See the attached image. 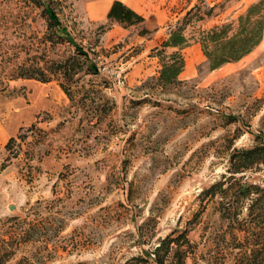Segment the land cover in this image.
Instances as JSON below:
<instances>
[{
    "label": "rangeland",
    "instance_id": "obj_1",
    "mask_svg": "<svg viewBox=\"0 0 264 264\" xmlns=\"http://www.w3.org/2000/svg\"><path fill=\"white\" fill-rule=\"evenodd\" d=\"M102 1L51 0L53 26L48 0H0V264H129L183 230L186 264H236L244 233L199 194L228 175L233 149L264 133V31L211 71L192 40L180 83L167 86L155 49L192 7L185 34L195 38L236 29L264 0H131L144 21L101 32ZM74 57L83 70L63 79L55 64ZM90 62L97 73L85 72ZM241 175L264 187V164Z\"/></svg>",
    "mask_w": 264,
    "mask_h": 264
},
{
    "label": "trees",
    "instance_id": "obj_2",
    "mask_svg": "<svg viewBox=\"0 0 264 264\" xmlns=\"http://www.w3.org/2000/svg\"><path fill=\"white\" fill-rule=\"evenodd\" d=\"M29 1L40 4V0ZM263 5V1L250 5L245 13L239 15L236 29H232L231 23L215 25L208 29H199L195 38L193 35L185 34V26L197 16L196 9L190 8L181 24L171 29L167 38L161 42L160 48L155 49L160 63L157 83L160 86L180 83L178 77L185 67L182 50L189 46L192 40L200 44L210 71L226 63L238 61L249 54L263 39ZM43 10L51 25H60L59 18L51 6V0H48ZM105 19L106 25L99 26L101 32L109 29L113 23L122 26L139 24L144 21V16L122 1L113 0ZM61 30L67 35V41L75 47L77 53L88 58L87 52L73 40L67 29ZM167 49L171 51L167 52ZM84 64L74 57L56 63L54 71L61 74L63 79L70 77L68 78L70 80L74 74L83 70ZM85 72L97 73L96 65L91 62L86 64ZM41 74L44 76L43 71ZM41 80L48 81L44 77H41ZM60 87L68 97H72L65 81L60 82ZM256 137L258 143L255 146L233 149L229 157L228 175H222L199 194L201 202L216 200L220 217L227 221L229 226L244 233L245 250L243 257L236 264H264V187L243 181L242 175L237 176L238 173L264 164V133L260 132ZM11 140L12 138L7 141L6 146ZM243 206L246 214L240 218ZM192 248L186 237V230H183L177 235L170 234L160 239L152 251L143 249L142 254L133 257L129 264H186L185 258L192 252Z\"/></svg>",
    "mask_w": 264,
    "mask_h": 264
},
{
    "label": "crops",
    "instance_id": "obj_3",
    "mask_svg": "<svg viewBox=\"0 0 264 264\" xmlns=\"http://www.w3.org/2000/svg\"><path fill=\"white\" fill-rule=\"evenodd\" d=\"M112 1H113V0H103V1H102V4H103V6H104V10H103V11H104L105 14L107 13V11H108V9H109L110 4L112 3ZM120 1H122V2L125 3L126 5H128V6H130V7L133 8L134 3H133L131 0H120ZM189 8H190V6H188L187 9H189Z\"/></svg>",
    "mask_w": 264,
    "mask_h": 264
},
{
    "label": "water",
    "instance_id": "obj_4",
    "mask_svg": "<svg viewBox=\"0 0 264 264\" xmlns=\"http://www.w3.org/2000/svg\"><path fill=\"white\" fill-rule=\"evenodd\" d=\"M11 208H13V206H11Z\"/></svg>",
    "mask_w": 264,
    "mask_h": 264
}]
</instances>
